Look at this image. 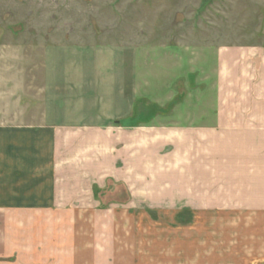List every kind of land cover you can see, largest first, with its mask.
Listing matches in <instances>:
<instances>
[{
  "label": "rangeland",
  "instance_id": "374dc122",
  "mask_svg": "<svg viewBox=\"0 0 264 264\" xmlns=\"http://www.w3.org/2000/svg\"><path fill=\"white\" fill-rule=\"evenodd\" d=\"M258 45L264 47V0H0V128L47 124L43 89L54 74L60 78L52 68H61L63 58L65 71L72 66L84 71L75 79L67 76L69 84L92 86L118 67L127 95L131 85L134 89L131 123L148 118L146 124L203 122L198 115L212 117L218 111V48ZM46 52L57 59L53 62L54 56ZM102 53L112 54L111 62L102 60L98 73ZM146 103L149 111L143 109ZM83 110L92 116L97 109ZM17 131H0V167L5 171L31 160L36 148L48 146L44 133ZM172 150L163 152L176 166L173 173L183 176L177 164L187 152ZM158 178L150 174V180ZM15 183L0 175V206L24 204L9 201L22 198L20 192L36 204L30 192L34 187L38 195L39 188L28 180ZM155 188V199L124 208L133 194L123 184L107 183L94 193L96 218L88 211L90 217L65 219V224L25 214L19 219L0 208V233L7 237L6 245L0 242V253L9 254L3 247L15 238L23 251L5 260L28 261L35 256L29 250L40 247L37 233L58 226L55 240L47 243L59 248L64 264H264V200L210 202L209 208L200 209L188 199L195 194L202 198L205 187L184 186L183 179L165 193ZM57 231L72 233L69 246Z\"/></svg>",
  "mask_w": 264,
  "mask_h": 264
},
{
  "label": "crops",
  "instance_id": "0c3cea01",
  "mask_svg": "<svg viewBox=\"0 0 264 264\" xmlns=\"http://www.w3.org/2000/svg\"><path fill=\"white\" fill-rule=\"evenodd\" d=\"M217 52V114L212 117L198 115L205 121L191 125L174 122L146 124L149 118L139 122L142 125L131 123L135 116L134 89L131 85L132 93L127 95V83L121 81L118 67H110L106 79H99L97 84L90 86L80 81L69 84L67 80L65 83L69 75L75 79L84 74L81 67L72 66L65 71V58L61 68L53 64L52 71H59L61 76L56 78L54 74L55 78L43 89L47 101L46 117H49L48 121L44 119L47 124L17 129L46 134L42 140H46L48 146L33 150L31 160L22 164L14 163L6 171L0 167V175L3 174L7 181L26 184L28 180L31 186L39 188L40 193L37 195L33 187L30 197L35 196L36 204L31 205L34 201L25 199V195L23 198L24 193L20 192L22 198L9 201L24 204L0 206L4 215L10 213L19 219L23 214L36 219L57 218L62 220L61 224L69 218L84 220L91 216L88 211H94L92 218H96L98 203L94 193L100 186L111 182L118 186L123 184L133 194L124 208L155 199L151 196L156 195L153 188L165 193L183 179L184 186L205 187V195L199 200L194 197L195 192L189 190L195 195L188 200L198 202L200 209L209 208L210 202L233 204L248 201L256 204L263 201L264 47H219ZM50 55L54 56V62L57 56ZM111 55L102 53L98 56V73L102 70V60L110 61ZM86 107L97 110L91 116L90 110H83ZM146 107L150 105H143V109L149 111ZM1 130L17 131L7 126ZM186 138H189L188 146ZM168 147H173L175 153L181 154L183 149L187 152L184 162L177 164V169L183 172L182 179L173 173L176 166L163 152ZM8 149L14 150L12 146ZM11 159L16 160L14 156ZM151 173L157 175L158 180H150ZM57 227H52L49 232L43 228L37 233L41 235L40 247L30 249V254L35 256L25 262L22 258L5 260V257L23 251L15 238L13 243L9 239L11 244L3 249L10 253H0V264H64L62 259L59 260V248L48 245L55 240L53 236ZM63 231H57L56 236L60 235L63 243L69 246L72 233L65 236ZM2 235L0 233V242L6 245L7 237ZM19 236L21 238V234ZM37 250H40L39 255ZM65 264L70 262L65 260Z\"/></svg>",
  "mask_w": 264,
  "mask_h": 264
}]
</instances>
